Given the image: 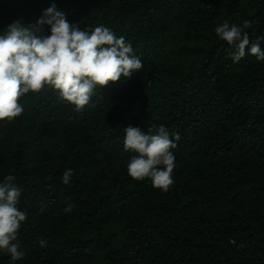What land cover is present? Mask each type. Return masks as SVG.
<instances>
[{
  "label": "trees",
  "instance_id": "1",
  "mask_svg": "<svg viewBox=\"0 0 264 264\" xmlns=\"http://www.w3.org/2000/svg\"><path fill=\"white\" fill-rule=\"evenodd\" d=\"M55 2L81 29L123 36L144 66L80 111L45 86L0 121V181L15 176L27 213L16 264H264V61L233 63L214 31L248 21L250 41L264 36V0ZM50 3L0 0V30ZM151 125L180 136L167 192L127 172L124 128Z\"/></svg>",
  "mask_w": 264,
  "mask_h": 264
},
{
  "label": "clouds",
  "instance_id": "2",
  "mask_svg": "<svg viewBox=\"0 0 264 264\" xmlns=\"http://www.w3.org/2000/svg\"><path fill=\"white\" fill-rule=\"evenodd\" d=\"M45 26L48 34H44ZM248 27V21L240 26L225 21L214 29L234 49L230 54L233 63L246 55L264 61V36L250 41L245 31ZM143 66L123 36L117 37L103 25L81 29L70 23L51 0L35 23L17 19L0 30V121L20 116L24 107L18 98L30 91L40 92L45 86L57 90L60 99L80 111L89 104L97 86L130 79ZM124 132V151L135 153L127 163L128 175L137 181L148 179L153 187L167 192L174 184L176 157L172 150L177 147L179 134H170L163 125H151L147 132L127 126ZM73 175V169H66L61 177L63 184H70ZM15 179L7 175L0 181V251L10 254L13 264L25 255L17 240L27 219V213L18 208L21 189ZM46 243L39 241L41 247Z\"/></svg>",
  "mask_w": 264,
  "mask_h": 264
}]
</instances>
